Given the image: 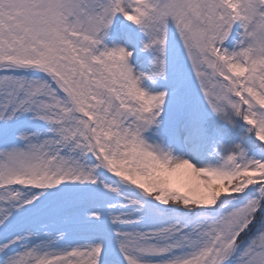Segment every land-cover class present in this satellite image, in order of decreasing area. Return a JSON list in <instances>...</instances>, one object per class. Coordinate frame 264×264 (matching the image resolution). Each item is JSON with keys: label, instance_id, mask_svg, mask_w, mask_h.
I'll use <instances>...</instances> for the list:
<instances>
[{"label": "snow or ice", "instance_id": "obj_1", "mask_svg": "<svg viewBox=\"0 0 264 264\" xmlns=\"http://www.w3.org/2000/svg\"><path fill=\"white\" fill-rule=\"evenodd\" d=\"M0 264H264V0H0Z\"/></svg>", "mask_w": 264, "mask_h": 264}]
</instances>
